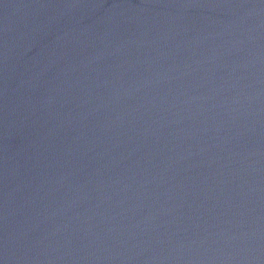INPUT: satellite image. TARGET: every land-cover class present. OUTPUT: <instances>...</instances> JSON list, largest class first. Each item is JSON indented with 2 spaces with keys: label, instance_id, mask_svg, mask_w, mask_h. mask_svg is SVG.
I'll return each instance as SVG.
<instances>
[{
  "label": "water",
  "instance_id": "95a60500",
  "mask_svg": "<svg viewBox=\"0 0 264 264\" xmlns=\"http://www.w3.org/2000/svg\"><path fill=\"white\" fill-rule=\"evenodd\" d=\"M0 264H264V0H0Z\"/></svg>",
  "mask_w": 264,
  "mask_h": 264
}]
</instances>
